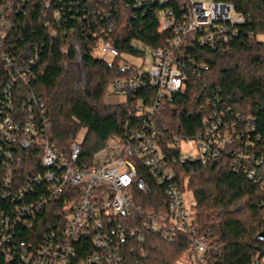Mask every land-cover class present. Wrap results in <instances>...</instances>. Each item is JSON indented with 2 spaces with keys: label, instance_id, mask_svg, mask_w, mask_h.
<instances>
[{
  "label": "trees",
  "instance_id": "1",
  "mask_svg": "<svg viewBox=\"0 0 264 264\" xmlns=\"http://www.w3.org/2000/svg\"><path fill=\"white\" fill-rule=\"evenodd\" d=\"M215 1L231 5L244 23L219 49L184 38L185 54L179 58L186 75L185 91L163 104L154 120L173 183L192 196V227L187 232L175 230L168 239L162 230L143 229L142 244H127L137 246L133 255L129 252L128 264H177L191 248V230L207 247L204 264H264V42L258 40L264 36V0ZM179 6L177 0L165 5L154 0H33L22 11L11 12L0 50V91L10 79L1 56L28 66L31 73L27 83L14 85V116L22 119V100L27 94L36 96L47 118L46 139L67 159L71 144L84 132L76 166H90L109 139H123L136 129L133 103L150 92L142 89L125 103H105L111 85L134 74L122 68L120 58L110 62L93 58L100 39L106 37L121 58L137 56L133 43L150 50L164 48L174 32L159 31L161 14L171 9L179 18ZM211 123L226 134L221 153L205 163H180L179 151L169 148L170 142L194 140ZM12 148L16 156L11 162V192L17 193L44 170L37 149ZM136 162L146 191L133 187L127 226L140 228L146 215L167 223L165 184L140 164L142 160ZM250 172L255 174L253 179L248 178ZM32 188L35 200L44 193L43 185L32 184ZM13 205L17 201L11 203V211ZM64 212L61 199L46 205L35 215L33 231L18 229L17 237L53 229ZM84 246L77 244L79 259L88 252Z\"/></svg>",
  "mask_w": 264,
  "mask_h": 264
},
{
  "label": "built area",
  "instance_id": "2",
  "mask_svg": "<svg viewBox=\"0 0 264 264\" xmlns=\"http://www.w3.org/2000/svg\"><path fill=\"white\" fill-rule=\"evenodd\" d=\"M31 1L0 0V50L10 29L11 12L22 11ZM154 1L165 5L172 0ZM177 1L181 8L179 18L171 9H165L160 17L159 31L174 32V37L164 48L150 50L140 43H133L137 56L121 58L106 37L100 39L98 53L112 60L120 58L122 68L131 69L134 74L126 81H115L111 85V93L120 100L119 104L125 103L136 91L150 92L133 103L131 116L137 123L136 129L129 130L123 139H109L87 167L76 166L81 141L71 144L66 159L46 139L47 118L36 96L27 94L22 100V119L14 116L13 88L16 83H27L31 79L30 68L1 56L3 70L10 79L0 91V139L5 146L0 150V264H128V254L133 255L137 246L127 244H142L143 229L153 233L162 230L167 233L166 239L175 230L187 232L191 229L193 218L185 207L183 192L173 183L166 168L160 145L162 135L156 132L154 120L163 104L185 91L186 75L179 58L185 54L182 49L184 38L190 36L201 47L219 49L236 35L237 27L244 20L231 5L215 0ZM54 17L58 19L57 12ZM136 61H139L138 65ZM205 127L194 140L174 139L170 142L169 148L179 151L180 163L189 160L205 163L221 153L226 134L221 135L213 123ZM11 147L16 151L37 149L44 170L29 178L17 193L11 192V162L16 156ZM138 160H142L140 164L166 186L167 223L150 215L144 217L140 228H129L125 222L132 207L133 187L138 185L146 191L136 168ZM254 177V172L248 174L249 179ZM32 184L44 187V193L36 200ZM60 199L65 212L59 225L33 237H17L18 229L32 232L35 215ZM15 201L17 205H13L11 211V203ZM190 235L191 248L184 255L182 264H204L207 247L193 237L192 230ZM80 242L88 247L81 259L77 247Z\"/></svg>",
  "mask_w": 264,
  "mask_h": 264
},
{
  "label": "rangeland",
  "instance_id": "3",
  "mask_svg": "<svg viewBox=\"0 0 264 264\" xmlns=\"http://www.w3.org/2000/svg\"><path fill=\"white\" fill-rule=\"evenodd\" d=\"M200 1H207V0H200ZM259 41L264 42V36L263 37H259L258 38ZM93 58L98 59V60H104L106 62H110L112 61L111 58L101 55L100 53H98L97 51H95L93 53ZM136 64H139V61H136ZM105 103L109 104V105H115V104H119L120 100L118 98H116L115 96L112 95L111 92H109V94L107 95L106 99H105ZM84 137V132H82L80 134V136L77 138V141H81ZM190 145L192 146V143H190ZM187 147H183L182 149L187 150ZM183 198H184V203H185V207L186 209L189 211V213L191 214L192 218L194 217V211L192 209L193 207V199L192 196L189 192H185L183 193ZM184 262V259L181 258L180 261L177 264H182Z\"/></svg>",
  "mask_w": 264,
  "mask_h": 264
}]
</instances>
